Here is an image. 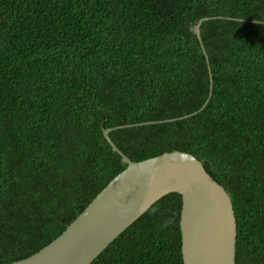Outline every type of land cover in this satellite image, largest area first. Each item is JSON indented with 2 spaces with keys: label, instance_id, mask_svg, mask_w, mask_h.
Returning a JSON list of instances; mask_svg holds the SVG:
<instances>
[{
  "label": "trees",
  "instance_id": "16d2710c",
  "mask_svg": "<svg viewBox=\"0 0 264 264\" xmlns=\"http://www.w3.org/2000/svg\"><path fill=\"white\" fill-rule=\"evenodd\" d=\"M106 129L132 162H202L231 199L235 264H264V0H0V264L126 168ZM180 211L161 198L91 264H183Z\"/></svg>",
  "mask_w": 264,
  "mask_h": 264
},
{
  "label": "water",
  "instance_id": "95a60500",
  "mask_svg": "<svg viewBox=\"0 0 264 264\" xmlns=\"http://www.w3.org/2000/svg\"><path fill=\"white\" fill-rule=\"evenodd\" d=\"M195 31L199 36L198 26ZM210 85L211 89V77ZM111 131L103 130V136L126 168L48 245L7 264H91L153 204L172 193L181 197L183 264H235L237 232L231 199L202 162L178 151L132 162L113 144Z\"/></svg>",
  "mask_w": 264,
  "mask_h": 264
},
{
  "label": "clouds",
  "instance_id": "9594fccd",
  "mask_svg": "<svg viewBox=\"0 0 264 264\" xmlns=\"http://www.w3.org/2000/svg\"><path fill=\"white\" fill-rule=\"evenodd\" d=\"M254 23H257V24H259L260 23V21H253Z\"/></svg>",
  "mask_w": 264,
  "mask_h": 264
},
{
  "label": "rangeland",
  "instance_id": "374dc122",
  "mask_svg": "<svg viewBox=\"0 0 264 264\" xmlns=\"http://www.w3.org/2000/svg\"><path fill=\"white\" fill-rule=\"evenodd\" d=\"M200 23V22H199Z\"/></svg>",
  "mask_w": 264,
  "mask_h": 264
}]
</instances>
